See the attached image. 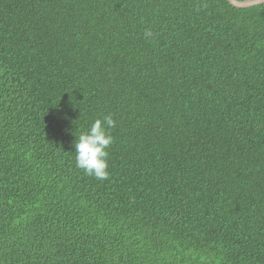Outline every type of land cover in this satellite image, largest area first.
<instances>
[{
  "label": "trees",
  "instance_id": "obj_1",
  "mask_svg": "<svg viewBox=\"0 0 264 264\" xmlns=\"http://www.w3.org/2000/svg\"><path fill=\"white\" fill-rule=\"evenodd\" d=\"M0 264H264V5L0 0Z\"/></svg>",
  "mask_w": 264,
  "mask_h": 264
},
{
  "label": "clouds",
  "instance_id": "obj_2",
  "mask_svg": "<svg viewBox=\"0 0 264 264\" xmlns=\"http://www.w3.org/2000/svg\"><path fill=\"white\" fill-rule=\"evenodd\" d=\"M145 35L150 36L151 33L146 32ZM113 127L115 122L110 115L96 119L79 135L74 145L76 166L98 180L108 177V149L113 143L109 129Z\"/></svg>",
  "mask_w": 264,
  "mask_h": 264
},
{
  "label": "water",
  "instance_id": "obj_3",
  "mask_svg": "<svg viewBox=\"0 0 264 264\" xmlns=\"http://www.w3.org/2000/svg\"><path fill=\"white\" fill-rule=\"evenodd\" d=\"M228 2L236 8H245V9L254 6L264 5V0H245V1L228 0Z\"/></svg>",
  "mask_w": 264,
  "mask_h": 264
}]
</instances>
